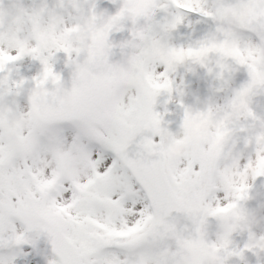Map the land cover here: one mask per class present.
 I'll return each mask as SVG.
<instances>
[{
  "label": "snow or ice",
  "instance_id": "obj_1",
  "mask_svg": "<svg viewBox=\"0 0 264 264\" xmlns=\"http://www.w3.org/2000/svg\"><path fill=\"white\" fill-rule=\"evenodd\" d=\"M81 3L88 5L84 22L63 27L45 22L47 3L20 5L16 21L31 17L36 30L0 40V264H14L18 255H29L24 246L35 249L42 239L51 250L47 264H228L245 250L264 249V235L250 236L243 249L232 240L245 220L248 180L264 176V118L250 107L253 96L264 94V0H121L102 21L94 2L67 0L73 7ZM159 12L167 14L163 22L156 20ZM186 13L211 20L214 28L187 46L163 43L157 28L172 33ZM128 23L147 54L121 74L106 36ZM225 44H234L239 56ZM60 52L70 86L55 70ZM25 56L41 65L30 82L12 78L10 65ZM213 56L218 78L225 71L247 73L224 112L225 136L232 113L262 125L255 158L243 165L222 167L223 149L193 135L190 121L211 108L193 113L178 101L182 137L164 127L165 113L156 110L158 98L166 93L170 100L178 87L173 73L179 65L205 66ZM26 84L27 110L19 114L18 103L6 98ZM65 126L73 130L70 141ZM174 143L184 145L179 156ZM105 152L113 158L100 171ZM213 220L215 240L208 238Z\"/></svg>",
  "mask_w": 264,
  "mask_h": 264
},
{
  "label": "rangeland",
  "instance_id": "obj_2",
  "mask_svg": "<svg viewBox=\"0 0 264 264\" xmlns=\"http://www.w3.org/2000/svg\"><path fill=\"white\" fill-rule=\"evenodd\" d=\"M59 2L60 0H18L16 3L11 4L0 0V40H5L17 33L27 38L36 30L37 24L31 17H26L23 22L18 23L16 21L14 14L20 5L29 9H39L43 7L44 3H47L45 22L49 24L55 23L60 27H63L64 24L73 25L84 22L88 5L81 3L77 7H73L71 4H67V0H65V6L60 8L58 6ZM81 2H83V0H81ZM93 2L97 5L96 12L99 14L101 0H88L89 4ZM208 24L211 29L214 28V24L211 20H209ZM180 34L179 29L172 33L164 32L160 40L165 44L171 43L175 46H181L180 42L177 41ZM142 54H147L143 43L140 44L137 57ZM153 54H155V50ZM65 59L64 53L60 52L56 54L55 70L59 72L61 76L68 69L65 66ZM113 64L115 65L114 62ZM188 66L189 62L181 64L173 73V78L175 80L174 87H178L172 93V98L169 100L166 93L158 98L156 110L165 113L163 118L164 127L171 131L175 137H182L183 131L180 125L184 110L178 104L180 100H182L184 105L193 113H207V110L211 108V114H206L195 119L194 126L190 127L193 135L201 139H207L209 145H214V150H218L217 140L223 137L220 139L219 143L225 142L227 147L223 151V156L221 158L222 167L225 165H243L249 157L254 159L257 148L256 143L254 146L246 148L241 145L240 138L241 132L245 127L251 128L255 137L257 133L262 130L260 121L245 119L243 115L232 113L228 118L230 131L226 136L222 126L225 123L224 112L230 111L227 109V105L233 95V90L239 86L234 85L225 73L224 79L218 78L216 73L219 70L207 80L200 81L189 72ZM10 67L12 68L13 79L24 77L29 82L31 77L35 76L41 70L39 61L33 60L30 56H25L22 60L10 65ZM160 71H163V65L157 68V72ZM126 72L127 71H124V74H126ZM182 78L183 83H181ZM29 91L30 84H26L25 87L20 90L19 95L14 93L8 97V104L15 106L18 103L19 114L27 110L24 98L29 95ZM250 107L258 117L264 118V94L253 96L250 101ZM217 113H219V115H217ZM64 134L70 141L73 130L69 126H65ZM180 145L181 151L179 154H176L172 150L175 156L181 155L184 151V145ZM98 150V146L93 145V159L96 158ZM104 155L106 159L99 169L100 171H103L104 167L110 164L113 158L110 152H105ZM248 183L251 184L248 193L249 198L242 202L245 220L241 227L237 228L232 234L233 247L237 249H243L244 245L249 243L250 236L254 235L259 237L260 235H264V176L257 177L255 181L249 178ZM218 195L223 197L222 192L218 193ZM223 202L222 200V203ZM126 206H130V204ZM136 207L139 208L141 205L138 204ZM211 223L212 227L209 230L208 238L215 240L216 232L218 231L217 221L213 220ZM23 251L28 252L29 255H18L14 264H47V258L51 255L50 246L47 245L43 239L37 244L35 249H32L30 246H24ZM228 264H264V252L259 249L245 250L242 255L231 257Z\"/></svg>",
  "mask_w": 264,
  "mask_h": 264
},
{
  "label": "water",
  "instance_id": "obj_3",
  "mask_svg": "<svg viewBox=\"0 0 264 264\" xmlns=\"http://www.w3.org/2000/svg\"><path fill=\"white\" fill-rule=\"evenodd\" d=\"M9 2H16V0H6ZM121 0H105L101 15L102 20L108 14H114L115 11L118 9ZM101 20V21H102ZM133 25L128 23L127 25L118 26L113 28L106 36V43L108 47V51L112 54L111 59H113L117 66L120 69L127 70L129 65L132 61L136 58V52L139 49L138 40L134 39L131 35V28ZM89 31L91 32L92 29L90 28ZM205 66H201L199 63H193V70L196 76L200 79H206L210 75H212L217 67V59L206 60L204 62ZM211 68L213 71L210 73L208 69ZM234 81L236 84H243L247 79V74L245 70L240 69L238 71H234L229 73L225 71ZM66 86H70L71 84V72L68 70L62 76ZM7 99V98H6ZM241 143L246 147H251L254 145V134L252 129L244 128L241 135ZM226 147V143H220L217 148L223 149Z\"/></svg>",
  "mask_w": 264,
  "mask_h": 264
},
{
  "label": "flooded vegetation",
  "instance_id": "obj_4",
  "mask_svg": "<svg viewBox=\"0 0 264 264\" xmlns=\"http://www.w3.org/2000/svg\"><path fill=\"white\" fill-rule=\"evenodd\" d=\"M100 4L102 6L103 0H101ZM166 15V13L159 12L157 14L156 20L159 22H163ZM185 16L186 18L184 20V23L177 28L181 33L177 39V41L180 42V45L187 46L189 44H192L197 36H204L208 31L212 30L208 24L209 19L203 18L195 13H186ZM177 29L174 31H177ZM156 35L160 39V37H163L164 31L157 28ZM188 70L194 76L191 62H189Z\"/></svg>",
  "mask_w": 264,
  "mask_h": 264
},
{
  "label": "clouds",
  "instance_id": "obj_5",
  "mask_svg": "<svg viewBox=\"0 0 264 264\" xmlns=\"http://www.w3.org/2000/svg\"><path fill=\"white\" fill-rule=\"evenodd\" d=\"M246 11L245 12H242L240 14V16L238 17L239 19L243 20L244 16L246 15ZM233 15L235 16L236 13L233 12ZM223 49L228 52L229 54H232V55H237L239 56V50L235 47L234 44H225V45H222ZM207 60H211V59H214V56L213 57H207L206 58ZM243 59H247V57H244ZM119 71L121 72V74H124V71L123 69H119ZM195 119L194 118L192 121H190V127H193L194 126V122H195ZM223 137H220L218 140H217V144H219L220 142V139H222ZM171 149L176 153V154H179V152L181 151V145L180 143H174L171 145ZM188 248L192 249L194 248L195 246L192 245L191 243L187 244L186 245ZM262 252H264V249L261 250Z\"/></svg>",
  "mask_w": 264,
  "mask_h": 264
}]
</instances>
